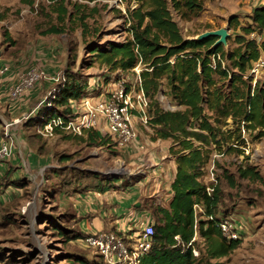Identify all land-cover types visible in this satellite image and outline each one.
Listing matches in <instances>:
<instances>
[{
  "label": "rangeland",
  "instance_id": "obj_1",
  "mask_svg": "<svg viewBox=\"0 0 264 264\" xmlns=\"http://www.w3.org/2000/svg\"><path fill=\"white\" fill-rule=\"evenodd\" d=\"M29 1L0 0V64H10V73H15L12 84L16 82L18 74L25 73L30 68L39 67L44 70L45 65L48 67L52 63L53 67L54 62H57L59 65L54 74L66 67L71 72L86 74L89 85H93L88 88L94 92L93 95L100 90L113 88L122 79L128 89L133 86L136 72L141 70L140 66L117 72H109L98 62L88 67L84 62L88 55V44L85 45L78 28L66 30L62 34L41 33L49 24L56 22L55 15L48 16V13L58 0ZM67 1L72 3L75 0ZM66 2L71 8V3ZM93 4V1L88 2L89 7ZM219 5L218 0H205L203 9L189 19L182 18L173 10L172 16L185 38H198L205 31L226 28L228 35L223 45L229 51L236 46L235 36L243 34L242 26H247L250 21L244 13L236 12L239 6ZM127 6H137L136 0L97 1L99 11L93 18L101 35L97 41L98 46L105 45L109 40L123 41L128 35L125 18ZM230 13H235L239 18L240 25L235 29L228 28ZM93 18L88 19L90 23ZM258 34L260 33L254 30L247 37L253 36L261 43L264 41V34L257 38ZM86 40L89 43L92 37L87 35ZM48 54L52 58H48ZM227 63L225 60V66ZM247 74L253 85L254 78L248 72ZM263 77L264 73L256 80ZM39 82L42 80L32 88ZM52 83L53 81L48 83L45 88L40 87L28 103L10 113V120L0 116V142L12 143V155L17 160L15 166L10 163V158L0 160L3 163L0 166V264H83V261L87 264H102L95 248L85 245L81 238L69 237L72 230L91 233L85 221L88 222L89 219L93 223L97 215L91 219L85 212L78 220L67 196L82 193L86 188L87 178L93 179V174L102 179L116 180L124 178L127 169L118 161V148L103 128L88 129L107 139L103 147L92 144L100 135L96 139L86 140L77 139L61 128H56L55 134L48 138L40 137L35 132V124L29 122L35 120L39 103L48 100ZM97 83L102 85L98 92L95 91ZM226 83L218 81L219 87L225 91L228 90ZM157 97L165 110L182 109L167 95L164 87ZM146 110L147 106L143 107L141 116L135 113V130L152 131L147 123ZM0 112L6 115L3 109ZM16 118L19 121L14 122ZM226 122L227 125L222 126L221 130H234L230 117L226 118ZM257 132V129L244 128L242 122L239 132H234L230 141H221L219 146L211 144L207 148L210 150L209 160L202 180L208 182L209 167L213 164L215 183L222 191L219 211L224 217L242 222L245 231L237 248L220 258H201L196 264H264V135L258 136ZM237 136L238 139H235ZM228 146L236 149L227 151ZM61 154L70 155L72 159L60 162L58 158ZM246 164L253 166L262 179L258 181L239 177L237 167ZM70 171L79 174L73 185H70V180H73ZM58 172H61L65 181L60 190L55 185L59 182ZM228 175L233 177L234 185H230ZM72 187L73 192L67 193ZM196 246L201 252L205 249L203 238L199 235ZM76 258H81L82 261H77Z\"/></svg>",
  "mask_w": 264,
  "mask_h": 264
},
{
  "label": "trees",
  "instance_id": "obj_2",
  "mask_svg": "<svg viewBox=\"0 0 264 264\" xmlns=\"http://www.w3.org/2000/svg\"><path fill=\"white\" fill-rule=\"evenodd\" d=\"M92 1L93 6L89 7L88 2ZM97 1L75 0L71 3L58 0L48 13V16L55 15L56 22L49 24L41 33L62 34L78 28L85 45L88 44V55L84 61L88 67L98 62L109 72H117L140 66L139 76L141 88L148 98L146 116L153 132L152 138L172 140L169 151L176 164L170 184L172 196L167 205L152 200L147 206L153 233L151 247L141 255L139 264H196L201 258L223 257L238 247L240 239L227 241L223 237L218 225L219 216H222L219 211L222 205L221 188L215 183L208 193L202 178L209 160L210 150L207 148L211 144L219 146L221 141H230L232 134L239 132L242 122L244 128L257 129L258 136L264 135V77L251 85L247 74L251 63L264 54V41L258 43L255 38L247 37L254 30L262 32L264 5L255 6L251 14L245 16L250 22L242 26L243 34L235 36L236 46L227 51L222 43H215L217 36L185 38L172 16L173 10L182 18L189 19L203 9L205 0H136L137 6H127L125 10L128 32L125 39L109 40L105 45L98 46L101 35L93 18L99 11ZM65 2L71 3V8ZM89 18H93L92 23ZM239 25L237 15L231 14L228 28L235 29ZM87 35L92 37L89 43ZM225 60L228 61L226 66ZM56 75L58 79L52 83L48 100L40 104L35 120L29 122L35 124V132L40 137L37 128L43 121L53 116L63 119L74 116L70 101H78L89 87L86 74L71 72L68 67ZM245 75L248 77L244 78ZM219 80L227 82V91L219 87ZM162 87L182 109L162 108L157 97ZM227 117L231 118L234 130H221L227 125ZM86 130V140L98 137L96 132ZM106 143L107 139L101 137L92 144L101 146ZM235 149L228 146L227 151ZM71 159L65 154L58 158L60 162ZM70 173V176L73 175L70 185H73L79 174ZM237 174L241 178L262 179L258 171L248 164L239 165ZM93 175V179L87 178L82 193L113 189L116 180ZM57 178L59 182L55 185L60 190L65 183L61 172H58ZM227 178L230 185H234L233 177L228 175ZM72 192L73 187L67 191ZM196 205L202 211L195 212ZM87 216L92 217V214ZM78 217L80 220L82 216ZM104 231L124 236L115 229ZM86 235L88 233L72 230L69 237L82 239ZM198 235L205 244L203 252L196 248ZM193 249L198 251V256H194ZM76 260L82 261L81 258ZM83 264L87 262L83 261Z\"/></svg>",
  "mask_w": 264,
  "mask_h": 264
},
{
  "label": "crops",
  "instance_id": "obj_3",
  "mask_svg": "<svg viewBox=\"0 0 264 264\" xmlns=\"http://www.w3.org/2000/svg\"><path fill=\"white\" fill-rule=\"evenodd\" d=\"M218 2L221 6H239L236 12L244 13V16L251 14L255 6L264 5V0H218ZM231 14L235 13L228 15ZM7 64L8 70L0 73V109H3L6 115L0 112V116L3 115V117L10 120V117H8L10 113L28 103V100L36 95L40 87L45 88L53 81L51 76L56 75L54 73L57 71L59 64L57 65V62H54L53 67H51L52 63L48 67L45 65L44 71L47 77L42 79V82H39L36 87L27 89L16 99L8 97L15 73H10V64ZM96 86H98L96 92L102 89L101 84L98 85L97 83ZM92 87L93 85H89L88 88ZM111 89L100 90L93 96V101L100 98L102 93H106ZM3 122L6 121L3 120ZM13 127H11L12 133ZM97 134L100 135L99 138L103 137L100 133ZM152 135L153 132L150 130H135L130 145L125 148H118V161L125 165L127 173L124 178L116 179L113 189L105 191L90 190L86 193L67 196L72 202L76 215L82 216L85 212L91 213V219L97 215V219L95 218L93 223L89 219L88 222L85 221L92 231L91 233L98 230L115 229L124 236H135L148 221H152L147 210L150 202L154 200L162 205H167L169 202L172 196L170 184L176 172L174 157L169 151L172 140L153 139ZM73 136L77 139H85L87 130L85 129L81 134H73ZM100 147H103V145ZM15 157L11 153L6 159L10 158V163L15 166L14 163L17 162ZM2 164L1 162L0 166ZM136 202H139L140 205L135 206Z\"/></svg>",
  "mask_w": 264,
  "mask_h": 264
},
{
  "label": "built area",
  "instance_id": "obj_4",
  "mask_svg": "<svg viewBox=\"0 0 264 264\" xmlns=\"http://www.w3.org/2000/svg\"><path fill=\"white\" fill-rule=\"evenodd\" d=\"M264 34V28L260 35ZM253 35V34H251ZM255 38V37H251ZM8 70L7 65L0 66V73ZM248 73L254 78L264 73V54L251 63ZM45 71L39 67H33L25 73L18 74L16 82L10 87L8 97L16 99L27 89L32 88L35 83L45 79ZM53 81H57V75L51 76ZM94 92L87 90L78 101L71 100L70 107L73 117L63 119L60 116H53L43 121L37 128V132L44 137H52L56 128L64 129L72 134H81L85 129H105L114 145L117 148L128 147L134 138L133 117L138 113L141 116L143 107L148 104V98L141 88L139 71L137 70L134 84L128 89L125 80L119 81L108 92L102 93L100 98L93 101ZM42 100L40 104L44 103ZM142 119V117H140ZM19 121L18 118L14 122ZM12 153V143L0 142V160L8 158ZM207 192L210 193L212 185L215 184L213 164L209 167L207 175ZM202 211L198 205L195 212ZM212 218V216H208ZM218 225L223 237L227 241L241 239L244 227L242 222L234 218L219 216ZM153 233V223L148 221L135 236H118L112 231L98 230L89 233L81 240L85 245L95 248L102 260V264H139V258L151 247V235ZM194 256H198V251L193 249Z\"/></svg>",
  "mask_w": 264,
  "mask_h": 264
},
{
  "label": "water",
  "instance_id": "obj_5",
  "mask_svg": "<svg viewBox=\"0 0 264 264\" xmlns=\"http://www.w3.org/2000/svg\"><path fill=\"white\" fill-rule=\"evenodd\" d=\"M227 35H228L227 29L223 28V27H220V28H217V29L205 31L198 38H195V39H202V38H205V37H208V36H217L218 38H217L215 43H222L223 44L226 41ZM139 205H140L139 202L135 203V206H139Z\"/></svg>",
  "mask_w": 264,
  "mask_h": 264
}]
</instances>
